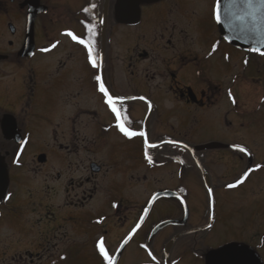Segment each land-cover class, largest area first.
<instances>
[{
	"label": "flooded vegetation",
	"instance_id": "obj_1",
	"mask_svg": "<svg viewBox=\"0 0 264 264\" xmlns=\"http://www.w3.org/2000/svg\"><path fill=\"white\" fill-rule=\"evenodd\" d=\"M217 1L153 0L119 21L118 0H0L3 223L30 211L47 244L67 240L103 264L101 238L115 264H213L209 256L229 246L264 264L262 224L242 225V211L258 207L254 189L264 194V158L255 163L250 149L264 152V93L255 88L264 54L223 39ZM88 23L97 68L66 34L85 38ZM97 75L124 98L117 107L130 123L121 122L144 136L118 130ZM12 183L22 198L6 211ZM232 214L237 236L217 232Z\"/></svg>",
	"mask_w": 264,
	"mask_h": 264
},
{
	"label": "rangeland",
	"instance_id": "obj_2",
	"mask_svg": "<svg viewBox=\"0 0 264 264\" xmlns=\"http://www.w3.org/2000/svg\"><path fill=\"white\" fill-rule=\"evenodd\" d=\"M259 64L262 66L264 64V60H260ZM255 88L264 93V82L258 83V85H255ZM261 107L263 108L262 112L264 113V105ZM224 131L226 132V130ZM226 134L229 135L228 132H226ZM254 147L252 146L250 149L251 151H253V154L255 155V163H257L264 158V152H261L259 149L257 150ZM32 151H33V146L30 145L27 149V153L28 152L30 153ZM261 173H264V170ZM30 188H31L30 190L23 189L22 192L26 195L28 192L34 193L33 190L35 188L33 187ZM10 192L13 193V195L8 205H6V211L12 210L13 205H15L14 207H16L18 201L22 198L19 189H17V186H15V184L13 183L10 186ZM253 193L254 194L257 193L254 199L260 200L257 203L258 207H254L256 210L244 209L242 211V217H243L242 225L244 224V227H246L249 224V220L252 222L253 226L256 225L260 226L261 223L262 227L255 231H257V233L260 235V238L262 239V236H264V221L262 222V219L264 218V213L262 214L260 213L264 211V194H260L257 189L256 190L254 189L252 195H254ZM244 195L246 196L247 192H244ZM244 195L242 198L245 200L246 197ZM219 197H221V194H217L216 198L218 201L219 209L223 210L225 209L226 205L219 203ZM240 202H242V200H240ZM1 206L2 204L0 205V210H1ZM23 206H25V203L23 204ZM27 209H29L28 206ZM0 212L3 213V218H4L2 220L0 219V264H11L10 256H14L15 258H17V255L23 256V253L26 251L31 253L42 251L44 256L39 257L38 262H35V264H103L99 258L90 256L91 258L88 259V258H83V256L81 257L78 256L77 252L73 253L72 250H75L76 244L70 245V243H67L68 242L67 240L66 241L64 240V242L61 243L52 240L49 242V244H47L46 243L47 238L45 237L46 230L45 227L43 226L44 224L41 223L40 225H37V223L34 221L35 217L32 214H30V211H23L21 219L15 221V223L14 224L12 223L11 225H7L3 223L7 220L9 214L7 213L5 214V211L3 210ZM234 220H235V214L223 218L218 223L216 227V231L218 232V231H223V229H226V236H230L233 234L236 237L237 232H236ZM65 231L66 230H64L63 233H65ZM228 240L229 238H226L224 240H221L220 243H225ZM62 251L64 252L66 251V253L58 255ZM262 252H264V249H262ZM26 262H28V260H26L25 263Z\"/></svg>",
	"mask_w": 264,
	"mask_h": 264
},
{
	"label": "water",
	"instance_id": "obj_3",
	"mask_svg": "<svg viewBox=\"0 0 264 264\" xmlns=\"http://www.w3.org/2000/svg\"><path fill=\"white\" fill-rule=\"evenodd\" d=\"M153 0H118L117 19L136 13L137 5ZM220 20L217 21L222 37L229 44L251 52H264V5L253 0L251 7L245 0H218ZM215 9V16L217 11ZM243 17V20L241 19ZM8 186L7 173L0 167V201L4 198ZM213 264H247L252 257L243 249L229 246L211 254ZM250 264V263H249ZM257 264V263H252Z\"/></svg>",
	"mask_w": 264,
	"mask_h": 264
},
{
	"label": "snow or ice",
	"instance_id": "obj_4",
	"mask_svg": "<svg viewBox=\"0 0 264 264\" xmlns=\"http://www.w3.org/2000/svg\"><path fill=\"white\" fill-rule=\"evenodd\" d=\"M245 2L248 4L249 7L252 6L253 4V0H245ZM259 3L261 5H264V0H259ZM94 7V5H93ZM85 12L89 11V9H84ZM215 18L217 19V21L220 20V14H219V4H217V11H216V16ZM241 19L243 20V17H241ZM86 29H87V36L85 38H78L77 36L73 35V33L71 31H68L66 34L68 36H70L74 41H77L79 44L84 45L87 48V53H88V59L92 64V67L97 68L99 67V59L98 56L95 54V35H96V31H95V25L92 23H88L85 25ZM53 47H55V45H53ZM264 54V53H262ZM95 79L99 82V87L98 90L103 93L105 99V103L109 106V108L111 109V111L115 114V118H116V127L118 128V130L123 133L124 136L126 137H134V136H144L145 133L144 132H135V131H131L128 127H125V123L121 122V121H126L128 123H130V121H127V117L125 115V112L121 109L118 108L117 105L121 104L124 98H114L113 95L109 94V91L107 90L105 83L102 80V77L100 75H97L95 77ZM231 95V93H229ZM141 99H143V97H141ZM233 103H235V101H233ZM239 151L241 152H245L246 149L244 148H239ZM151 158L149 157V160ZM260 166L258 165L257 168H259ZM248 173L245 172L244 176L237 181L236 184H229L228 187L229 188H234L237 187L239 184H242L244 182V180L247 178ZM209 194H211L212 190L208 189ZM115 207V205H114ZM135 231V230H133ZM127 239H130V236L128 238L125 239L124 243H127ZM98 248H99V252L100 254L103 256V259L107 262V264H115L114 262V258L112 256H110L108 254V252L105 249L104 243H103V238H101V240L98 243ZM151 255V253H149Z\"/></svg>",
	"mask_w": 264,
	"mask_h": 264
}]
</instances>
